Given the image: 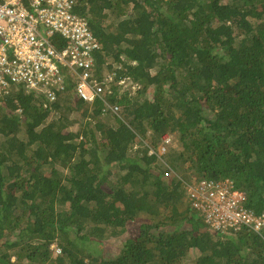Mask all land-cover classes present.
Returning <instances> with one entry per match:
<instances>
[{"label":"trees","instance_id":"1","mask_svg":"<svg viewBox=\"0 0 264 264\" xmlns=\"http://www.w3.org/2000/svg\"><path fill=\"white\" fill-rule=\"evenodd\" d=\"M80 1L119 110L0 95V264H264V229L211 230L171 173L228 178L264 213V0ZM165 135L180 149L159 156ZM105 233L114 257L87 247Z\"/></svg>","mask_w":264,"mask_h":264},{"label":"built area","instance_id":"2","mask_svg":"<svg viewBox=\"0 0 264 264\" xmlns=\"http://www.w3.org/2000/svg\"><path fill=\"white\" fill-rule=\"evenodd\" d=\"M101 48L80 0H0V95L23 88L53 104L73 87L84 102L100 99L117 113L119 108L103 97L104 85L113 75L98 81L93 72ZM171 142V135L163 137L159 156ZM180 180L190 207L211 230L247 227L261 234L264 213L257 215L244 207L245 195L234 189L232 180L194 176ZM51 248L56 254L62 252L57 243Z\"/></svg>","mask_w":264,"mask_h":264},{"label":"rangeland","instance_id":"3","mask_svg":"<svg viewBox=\"0 0 264 264\" xmlns=\"http://www.w3.org/2000/svg\"><path fill=\"white\" fill-rule=\"evenodd\" d=\"M136 88H132L131 89V92L133 91H136L135 90ZM122 91V89H121ZM146 98H149L151 99V93L147 94L145 96ZM173 142V148L175 150H179L180 149V146H178V138H174V140L172 141ZM170 165L169 162H166ZM177 168L176 169H173L172 170V173L174 174H177L179 176L180 179H185L183 176H187L189 177L188 179H190L191 177H198L197 175H195V173L192 172V170H189V166L187 164H182L181 162H178L177 164ZM149 223L151 222V220L145 216L137 219L136 221L134 222H129L128 223V231L126 233V235L128 236H137L138 232H139V227L142 223ZM88 232V229H85L82 234H85ZM88 246H91L95 252L97 253H100V255H102L103 257H114L115 255L118 254V252L120 251L121 249V242L116 240L115 237L112 239V238H109V236H107V234L105 233L101 238L99 237H92V242H89L87 244V247ZM85 248V246H83ZM58 255L60 254H56L55 251H54V255H53V258H57ZM196 254H192V256L190 257H187L185 259V263H188V264H192V261L194 259ZM24 264H26V262H24Z\"/></svg>","mask_w":264,"mask_h":264}]
</instances>
